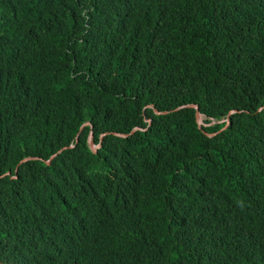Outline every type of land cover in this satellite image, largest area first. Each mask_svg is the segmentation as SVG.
<instances>
[{
  "label": "trees",
  "instance_id": "1",
  "mask_svg": "<svg viewBox=\"0 0 264 264\" xmlns=\"http://www.w3.org/2000/svg\"><path fill=\"white\" fill-rule=\"evenodd\" d=\"M0 264H264V0H0Z\"/></svg>",
  "mask_w": 264,
  "mask_h": 264
},
{
  "label": "water",
  "instance_id": "2",
  "mask_svg": "<svg viewBox=\"0 0 264 264\" xmlns=\"http://www.w3.org/2000/svg\"><path fill=\"white\" fill-rule=\"evenodd\" d=\"M189 106H192V107L196 108V118H197L198 123H200V116H199V112L197 110V106L195 104H189ZM155 111L158 112L157 110H155ZM163 112H165V111H163ZM212 134L213 133H209V135H212ZM89 145H90L91 149L94 150V143L92 141V134H90V136H89ZM97 146H99V144H97ZM27 158L28 157L23 158L21 161L26 160Z\"/></svg>",
  "mask_w": 264,
  "mask_h": 264
}]
</instances>
